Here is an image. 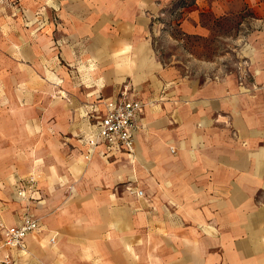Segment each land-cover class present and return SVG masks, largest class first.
Listing matches in <instances>:
<instances>
[{
	"label": "crops",
	"instance_id": "1",
	"mask_svg": "<svg viewBox=\"0 0 264 264\" xmlns=\"http://www.w3.org/2000/svg\"><path fill=\"white\" fill-rule=\"evenodd\" d=\"M231 1L0 0V222H40L21 249L0 228V260L264 264V0H244L235 72L164 63L152 40L160 14L207 37ZM123 87L144 104L131 154L91 139Z\"/></svg>",
	"mask_w": 264,
	"mask_h": 264
},
{
	"label": "rangeland",
	"instance_id": "2",
	"mask_svg": "<svg viewBox=\"0 0 264 264\" xmlns=\"http://www.w3.org/2000/svg\"><path fill=\"white\" fill-rule=\"evenodd\" d=\"M191 1L193 0H171V4L163 7L162 10L164 13H169L181 3L188 4ZM228 7L227 13L219 17L206 14L205 18L212 29L207 37H185L172 21L175 22V14L173 17H170V14L159 16L160 26L152 36L153 47L158 58L164 63L174 62L186 65L192 72L201 73L204 62L216 66L221 74L232 70L235 72L236 67L243 64L247 54L244 42L240 41V38H243L252 28L250 24L242 23L246 22L253 12L244 0H233ZM170 13L173 15V12ZM213 70L205 71L211 73ZM237 75L240 74L237 73Z\"/></svg>",
	"mask_w": 264,
	"mask_h": 264
},
{
	"label": "built area",
	"instance_id": "3",
	"mask_svg": "<svg viewBox=\"0 0 264 264\" xmlns=\"http://www.w3.org/2000/svg\"><path fill=\"white\" fill-rule=\"evenodd\" d=\"M159 16H163L160 14ZM158 16V17H159ZM104 112L96 123V132L91 137L92 143L102 142L107 152L123 150L127 154L133 152L134 135L138 130L137 118L143 110V102L123 87L119 92L103 102ZM172 150V149H171ZM37 190V180L34 175L16 186V196L20 199L31 198ZM136 195L141 196L140 190ZM2 242L9 248H22L24 238L40 229L38 219L24 215L16 225L7 226L0 222ZM11 260L5 256L0 264H10Z\"/></svg>",
	"mask_w": 264,
	"mask_h": 264
},
{
	"label": "trees",
	"instance_id": "4",
	"mask_svg": "<svg viewBox=\"0 0 264 264\" xmlns=\"http://www.w3.org/2000/svg\"><path fill=\"white\" fill-rule=\"evenodd\" d=\"M182 5H183V3L180 4V6H182Z\"/></svg>",
	"mask_w": 264,
	"mask_h": 264
}]
</instances>
